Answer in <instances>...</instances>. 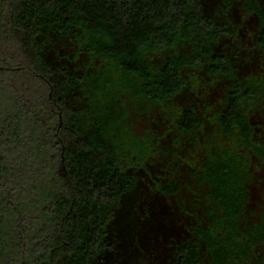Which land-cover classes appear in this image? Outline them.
<instances>
[{
	"label": "trees",
	"instance_id": "obj_1",
	"mask_svg": "<svg viewBox=\"0 0 264 264\" xmlns=\"http://www.w3.org/2000/svg\"><path fill=\"white\" fill-rule=\"evenodd\" d=\"M204 1L0 0V264H98L115 212L162 151L131 125L152 112L176 149L216 131L184 161L188 190L205 191V220L193 216L167 264H264V212L244 223L250 170L264 168L253 121L264 114V6L241 0L261 69L240 78L220 51L236 37L233 1L221 22ZM216 87L215 107L183 102ZM155 189L171 199L182 185Z\"/></svg>",
	"mask_w": 264,
	"mask_h": 264
},
{
	"label": "rangeland",
	"instance_id": "obj_2",
	"mask_svg": "<svg viewBox=\"0 0 264 264\" xmlns=\"http://www.w3.org/2000/svg\"><path fill=\"white\" fill-rule=\"evenodd\" d=\"M222 1H204L205 14L217 22L223 20L220 11ZM232 1L228 19L237 33L234 39L222 41L220 51L231 56L238 76L245 78L258 74L261 69V61L254 48L257 23L254 18L244 14L241 0ZM260 3L264 6V0ZM56 45L61 56H71L70 48ZM49 58H54V54L50 53ZM80 60H84V57ZM218 90L217 87L209 89L200 98L184 94L189 99L183 102L197 106L202 112L209 106L215 107L221 97ZM253 121L258 126L257 134L264 135V114L255 116ZM131 125L138 135L151 131L161 138L160 147L166 153L160 152L159 158L149 165L147 174L139 173L136 190L122 200L109 227L108 249L98 264H167L171 246L188 236L194 222L193 216L205 220V191L202 188L195 189L192 194L188 190L192 189L193 181L184 161L190 159L197 141L202 144L204 138L212 140L216 131L206 127L203 135L182 140V147L176 149L172 145L173 134L169 132L165 135L169 131L168 122L157 112L149 116L134 113L131 115ZM250 173V203L244 216V223L248 225L255 223L264 212V168L254 162ZM167 179H176L182 185L177 198H164L155 189V184H165Z\"/></svg>",
	"mask_w": 264,
	"mask_h": 264
}]
</instances>
